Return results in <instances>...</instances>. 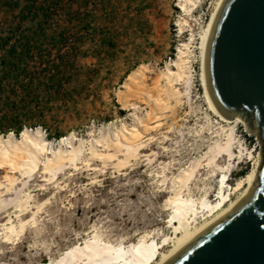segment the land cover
<instances>
[{
	"label": "rangeland",
	"instance_id": "obj_1",
	"mask_svg": "<svg viewBox=\"0 0 264 264\" xmlns=\"http://www.w3.org/2000/svg\"><path fill=\"white\" fill-rule=\"evenodd\" d=\"M216 1L198 0L190 16L178 8L179 0H0L2 135L13 132L20 137L26 128L41 127L58 145L71 134L90 140L109 125L131 123L134 113H146L148 107L123 109L116 92L140 65H149V77L155 78L184 42L190 43L194 79L192 98L183 99L180 118L168 132L148 136L154 138L143 151L149 156L139 157L134 165L118 171L94 160L91 164L97 170L86 165L77 171L67 168L59 188L36 173L29 185L34 203L48 198L49 202L19 244H8L0 236V264H38L57 258L83 243L94 228L113 243L121 238L136 242L138 236L154 231L159 237L162 232L171 234L165 206L172 194L169 181L217 139L214 127L202 130L208 105L198 49ZM183 18L191 27L180 31ZM237 135L247 151L256 157L263 153L259 135L250 136L242 125ZM247 151L232 160L230 186L253 167ZM165 164H169L167 181L162 183ZM201 173L206 178L203 187L216 200L214 178L207 171ZM197 184L194 193L201 195L204 188Z\"/></svg>",
	"mask_w": 264,
	"mask_h": 264
},
{
	"label": "bare ground",
	"instance_id": "obj_2",
	"mask_svg": "<svg viewBox=\"0 0 264 264\" xmlns=\"http://www.w3.org/2000/svg\"><path fill=\"white\" fill-rule=\"evenodd\" d=\"M226 1L215 2L198 44L200 82L208 105L206 124L202 130L214 127L217 139L204 154L192 160L169 181L172 194L165 206L169 211L167 224L172 229L171 234L162 232L159 237V233L154 231L138 236L136 242L121 238L113 243L104 240L94 228L83 243L65 249L57 258H45L38 264H169L231 215L248 197L257 183L263 155L258 153L256 157L253 152L247 151L238 138L237 127L242 125L250 136H255L256 131L244 116L237 119L222 113L209 90V46ZM197 3L198 0H179L178 8L191 16ZM185 26L191 27L188 18L178 23L180 31ZM190 53V43L184 42L178 48L176 58L166 62L153 79L149 77L152 70L147 64L128 74L121 89L116 92L122 108L139 109L141 104L148 107L146 113H134L131 123L121 122L115 127L109 125L90 140L71 134L67 139H61L58 145L47 138L41 127L35 130L26 128L20 137L13 132L0 134V171H3L0 177V217L6 213L0 223V236L5 242L19 244L27 228L36 226L39 215L44 213L49 202L48 198L37 205L34 203L35 195L29 185L36 173L42 175L44 182L58 187L60 176L67 168L77 171L80 166L86 165L91 170H97L91 163L98 160L104 168L110 165L121 171L134 165L132 163L139 157L149 156L143 154L148 142L154 139L148 136L161 130L168 132L180 118L179 108L183 99L189 102L192 98L194 79ZM245 151L251 160L253 158V167L230 186V174L235 166L232 160L241 158ZM151 154L156 155L153 151ZM221 159L224 164L220 163ZM168 165L161 166L162 183L167 181L165 172ZM202 170L214 178L216 200H211L208 190L203 187L206 178L202 177ZM197 182L204 188H200L204 191L201 195L194 193L193 187L200 186ZM9 209L11 211L8 212ZM28 215L29 218L25 219Z\"/></svg>",
	"mask_w": 264,
	"mask_h": 264
},
{
	"label": "water",
	"instance_id": "obj_3",
	"mask_svg": "<svg viewBox=\"0 0 264 264\" xmlns=\"http://www.w3.org/2000/svg\"><path fill=\"white\" fill-rule=\"evenodd\" d=\"M209 90L219 110L243 116L263 160L248 197L169 264H264V0H227L208 54Z\"/></svg>",
	"mask_w": 264,
	"mask_h": 264
}]
</instances>
